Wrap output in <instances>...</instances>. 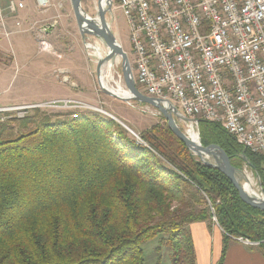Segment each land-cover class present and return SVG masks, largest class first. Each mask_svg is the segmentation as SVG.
<instances>
[{"label":"trees","instance_id":"trees-1","mask_svg":"<svg viewBox=\"0 0 264 264\" xmlns=\"http://www.w3.org/2000/svg\"><path fill=\"white\" fill-rule=\"evenodd\" d=\"M79 111L34 109L0 124V264H145L142 245L158 236L170 264H196L188 226L213 217L217 264L240 239L264 258V212L192 156L162 116L138 144L107 116ZM199 140L237 169L245 156L264 194V158L214 123L199 122Z\"/></svg>","mask_w":264,"mask_h":264},{"label":"built area","instance_id":"built-area-1","mask_svg":"<svg viewBox=\"0 0 264 264\" xmlns=\"http://www.w3.org/2000/svg\"><path fill=\"white\" fill-rule=\"evenodd\" d=\"M51 2L36 0V7L44 13ZM116 4L127 23L130 67L138 90L171 102L188 119L182 123L188 137L190 132L199 135V122L214 123L242 149L264 158V0H116ZM22 9L23 0H7V13ZM3 12L0 9V38L9 40L12 33ZM39 48L46 50L48 45L42 41ZM63 108L87 109L72 100L2 106L0 124L23 119L34 109ZM212 221L216 224L214 217Z\"/></svg>","mask_w":264,"mask_h":264},{"label":"rangeland","instance_id":"rangeland-1","mask_svg":"<svg viewBox=\"0 0 264 264\" xmlns=\"http://www.w3.org/2000/svg\"><path fill=\"white\" fill-rule=\"evenodd\" d=\"M111 1V11L105 15L106 22L131 63L133 55L129 44L127 23L122 13L116 8V0ZM99 2L100 0H81L83 12L89 18H96ZM5 3L6 0L0 1L2 7L5 6ZM54 5L61 18L59 17L60 21L55 33L48 39L38 31L36 33H15L9 40L0 38V89L2 92L0 107L37 105L62 100L76 101L87 107L84 109L87 111L79 112L102 114L99 112L102 111L107 113L132 131L138 138L129 134L138 144H143L139 138L140 134L159 123L161 115L151 106L134 102L124 103L100 92L96 80L97 56H105L108 52L106 46L95 37L85 36L82 38L77 28L70 0H54ZM25 10L24 4L22 11ZM5 19L8 24L14 20H26V23L34 21L29 17L21 16L20 13L17 15L6 13ZM42 41H50L52 44L48 49L42 50L38 47ZM72 65L76 68V74L62 72L63 69H69ZM69 76L82 79L84 84L70 89V85H64L68 82L71 83ZM112 76L113 80L126 91L121 74V61L115 64ZM64 77H68L67 83H64ZM86 82L89 83V90ZM111 86L116 87L115 83ZM178 126L184 132L182 122H178ZM239 169L250 176L251 191L259 196H264L260 179L257 173L249 167V164L242 161ZM213 223L212 221L211 224ZM188 231L191 234L190 226H188ZM207 232L208 240H205L202 235L194 238V243L195 240L197 241L196 248L194 247L196 264H217L220 260L221 236L215 235L209 228ZM210 232L212 234H209ZM160 240L161 236H158L142 245L145 264H156L158 260L159 264H170L171 252L167 247L159 244ZM198 244H200L201 250L198 248ZM206 247H208L207 250ZM228 248L226 253L229 251Z\"/></svg>","mask_w":264,"mask_h":264},{"label":"water","instance_id":"water-1","mask_svg":"<svg viewBox=\"0 0 264 264\" xmlns=\"http://www.w3.org/2000/svg\"><path fill=\"white\" fill-rule=\"evenodd\" d=\"M73 15L82 38L85 36L95 37L100 40L109 50L104 58L97 61L96 68V80L100 92L104 95L119 100L124 103L134 102L141 105H148L155 108L159 114L166 120L167 126L174 136L183 142L187 150L192 156L197 158L204 166L215 169L223 174L235 187L240 198L249 206L256 208L264 212V196H259L252 191H248L244 188L242 181H245V174L242 170L235 168L231 165L229 158L226 154L217 147L205 148L200 144L199 135L196 137V141H192L178 126V122H188L185 116H183L175 106L169 101H162L159 99L151 98L141 93L136 87L133 75L129 63L127 54L118 43L116 37L110 30L108 23L106 22V13L111 11V0H100L97 7L96 18H89L82 10L81 0H70ZM52 26H45L42 31L45 33L52 30ZM114 61H121V74L125 83L126 95L120 96L110 90H108L103 84V69L108 63ZM98 111V110H97ZM103 115L117 122L128 133L132 134L127 127L121 122L115 119L113 116L99 111ZM241 160L248 164V160L245 156H241ZM247 244H250L247 242ZM256 245V244H255Z\"/></svg>","mask_w":264,"mask_h":264},{"label":"crops","instance_id":"crops-1","mask_svg":"<svg viewBox=\"0 0 264 264\" xmlns=\"http://www.w3.org/2000/svg\"><path fill=\"white\" fill-rule=\"evenodd\" d=\"M1 1V0H0ZM25 1V7L26 10L22 11L20 10L17 14H21V16L26 17V18H30L34 21L32 22H28L26 23V20L22 21V20H14L12 22H9V24L7 23V28H9L8 30L13 34L15 33H36L38 31V33L42 32L48 39V37L52 34L55 33L56 31V27L59 24L60 21V15L57 12L56 6L54 5V0L50 3V7L46 10V12L41 13L38 11L37 7H36V0H23V2ZM7 3V0H6ZM6 3L5 6L2 7L0 5V9H2V11H4V15H6ZM59 7V6H57ZM23 12V13H22ZM16 14V15H17ZM60 17V18H59ZM39 18H41L40 20H38ZM28 20V19H27ZM16 23H20V26H16ZM45 26H52L53 29L50 30V32L45 33L42 31V28ZM11 35V36H12ZM45 44L49 46H51V42L49 41H45ZM39 47V46H38ZM64 53V52H63ZM75 66L72 65L71 68H65L63 69L62 72H67V73H74L76 74V70H75ZM68 78V77H67ZM69 80H71V83L68 82L67 84L64 85H70V89L73 88H77L79 87L80 84H84L81 80L82 79H78L72 76H69ZM87 85V89L89 90L90 86L89 83L86 82ZM82 88V86H81ZM191 228V237L193 238V245L196 248V240L194 243V238H197V236H203L205 237V240L208 237V228L211 229V231L214 232L215 235L217 236H221V241H222V231L218 228V226L213 223H208V222H198V223H194L190 225ZM209 234H212L211 232ZM208 240V239H207ZM256 245H246L245 243H243L240 240L237 241H232L229 243L228 247V253H226L227 255L225 256L226 259H224L223 264H264V258L261 255L260 252H258V250L255 248ZM198 248L201 250V246L200 244H198ZM208 249V247H206V250ZM222 250V249H221ZM221 252V251H220Z\"/></svg>","mask_w":264,"mask_h":264},{"label":"bare ground","instance_id":"bare-ground-1","mask_svg":"<svg viewBox=\"0 0 264 264\" xmlns=\"http://www.w3.org/2000/svg\"><path fill=\"white\" fill-rule=\"evenodd\" d=\"M107 51H109V50H107ZM107 53L108 52H106V54ZM106 54H105V56H106ZM105 56L101 55V56H97V57L99 59H101V58H104ZM116 63H118V62L114 61L113 63H108L104 67V69H103V71H104V73H103V84L108 90H110V91H112V92H114V93H116V94H118L120 96H125L126 95V91H124L120 87V85L113 80L112 70H113V68H114ZM113 83H115L116 87L111 86ZM195 136L196 135L194 133H191V132L189 133V138L192 141H196V137L197 136L196 137ZM243 184H244V188L251 192V190H252L251 189L252 188V181H251V178H250L249 175L245 174V181L243 182Z\"/></svg>","mask_w":264,"mask_h":264}]
</instances>
